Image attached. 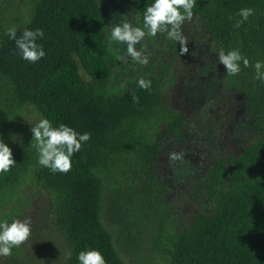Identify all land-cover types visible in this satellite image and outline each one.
<instances>
[{"label": "trees", "instance_id": "obj_1", "mask_svg": "<svg viewBox=\"0 0 264 264\" xmlns=\"http://www.w3.org/2000/svg\"><path fill=\"white\" fill-rule=\"evenodd\" d=\"M128 1L142 26L151 0ZM19 3L25 15L0 26V139L17 163L0 175V207L36 163L31 136L13 140L20 114L32 108L54 126L63 123L91 135L73 155L67 174L40 165L35 171L67 247L62 264H78L76 254L86 247L100 250L107 264H125L101 211L104 177L126 174L131 182L124 186L136 188L145 203H152L154 194L163 202L151 244L157 264H264V82L254 79L251 67L264 60V0H195L183 25L195 21L218 53L239 49L250 66L232 76L219 65V85L194 103L185 97L191 94L188 87L166 90L176 67L173 55L156 75L139 76L121 93L100 95L86 87L79 67L99 85L113 75L104 55L107 18L98 0H0V19ZM241 8L255 14L235 28ZM11 26L18 36L24 28L43 29L45 37L37 42L45 57L34 64L21 60L5 34ZM157 36L166 39L167 32ZM168 45L180 56V43ZM179 69V77H185L186 67ZM187 77L190 87L200 81L195 73ZM141 78L151 81L149 89L138 87ZM238 108L254 124L248 127L252 138L236 147L224 137ZM172 154L180 159H171Z\"/></svg>", "mask_w": 264, "mask_h": 264}, {"label": "rangeland", "instance_id": "obj_2", "mask_svg": "<svg viewBox=\"0 0 264 264\" xmlns=\"http://www.w3.org/2000/svg\"><path fill=\"white\" fill-rule=\"evenodd\" d=\"M98 1L107 18L106 35L113 25L125 20L133 25L141 26L128 0ZM25 13L26 8L23 3L13 6L5 13L3 19H0V26L13 23L16 17H21ZM183 26L181 32L186 38L188 49L184 55L175 56L170 51L168 43L172 39L167 38L168 36L163 39L156 35L155 37L146 36L141 44L136 46L148 56V64H137L130 57L120 60L117 57L125 56L126 46L116 42L110 44L107 35L104 55L113 69L110 81L105 85H99L91 80L80 67L79 75L93 93L118 94L125 91L139 76L156 75L163 65L170 62V56L173 55L176 62L172 64L176 67L168 77L167 92L170 91V87L180 84L181 87H188V91H191V94L185 96L190 99L188 102H201L205 94L211 93L220 83L219 53L211 43H207L201 37L195 21H189ZM182 57L186 60L184 63L183 60L179 62ZM182 64L187 70L183 78L179 77V68ZM192 73H195V77H198L200 81L190 87L187 85L189 79L187 76L191 77ZM179 93L181 95L182 90ZM237 110L234 111L235 114L233 112L232 119L227 124L224 142L239 147L252 138L248 127L254 123L251 117L244 115L241 108ZM236 114H238L237 118H235ZM39 118H41L40 114L32 108L23 111L17 120L13 140L19 141L24 134L31 136L30 128ZM38 165L36 157V163L28 176L0 207V220L10 221L13 217L29 218L32 224L29 239L19 248H14L12 255L0 257V264H62L67 257V247L53 222L49 196L36 183L35 171ZM130 179L127 174L119 175L117 178L104 177L101 220L112 234L113 244L125 264H157L158 259L152 252L151 244L153 236L157 234L160 227L156 211L158 204L163 202L154 194L153 202L145 203L136 188L133 190L124 186L127 182H131ZM171 180L173 179L169 180L170 183Z\"/></svg>", "mask_w": 264, "mask_h": 264}, {"label": "clouds", "instance_id": "obj_3", "mask_svg": "<svg viewBox=\"0 0 264 264\" xmlns=\"http://www.w3.org/2000/svg\"><path fill=\"white\" fill-rule=\"evenodd\" d=\"M195 0H151L142 13V26L122 21L113 25L108 31V41L111 44H124L125 56H118L120 60L130 57L137 64L146 65L149 62L142 49L136 46L148 37H155L158 32H167L169 39L177 41L182 46L179 54L187 53L186 38L181 32L185 20L191 19ZM255 14L252 8H241L237 11L233 27L241 24ZM233 19V17H229ZM15 45L16 55L28 63L34 64L42 60L46 53L42 44L37 41L45 37L41 28H24L17 35V27L11 26L5 33ZM218 63L222 65L228 75L236 76L243 68L250 66L249 59L239 49H231L218 54ZM254 70V79L264 82V60H257L251 64ZM139 88L147 90L151 81L141 78L137 81ZM136 100V97H133ZM33 147L38 153L37 163L52 173L67 174L72 169V158L86 144L91 135L89 132H78L67 124L56 126L46 117L39 118L30 128ZM171 159H180L179 154H172ZM17 165L13 158L12 149L0 139V175L9 173ZM32 224L29 218L13 217L10 221L0 220V257L12 255L14 248H19L31 236ZM71 256V253L68 254ZM78 264H107L103 253L96 248H84L76 254Z\"/></svg>", "mask_w": 264, "mask_h": 264}]
</instances>
